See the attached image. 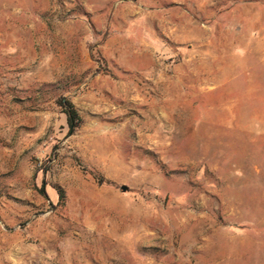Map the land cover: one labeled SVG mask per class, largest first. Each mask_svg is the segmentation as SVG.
<instances>
[{"label": "rangeland", "instance_id": "374dc122", "mask_svg": "<svg viewBox=\"0 0 264 264\" xmlns=\"http://www.w3.org/2000/svg\"><path fill=\"white\" fill-rule=\"evenodd\" d=\"M0 264H264V0H0Z\"/></svg>", "mask_w": 264, "mask_h": 264}, {"label": "trees", "instance_id": "16d2710c", "mask_svg": "<svg viewBox=\"0 0 264 264\" xmlns=\"http://www.w3.org/2000/svg\"><path fill=\"white\" fill-rule=\"evenodd\" d=\"M57 104L63 108L64 113L67 117V123L69 128L74 131L77 128H79L82 119L81 116L76 108V106L69 101L68 99H66L65 97H61L60 99H58Z\"/></svg>", "mask_w": 264, "mask_h": 264}, {"label": "water", "instance_id": "95a60500", "mask_svg": "<svg viewBox=\"0 0 264 264\" xmlns=\"http://www.w3.org/2000/svg\"><path fill=\"white\" fill-rule=\"evenodd\" d=\"M122 190H123V191H126V190H127V187H125V186L122 187Z\"/></svg>", "mask_w": 264, "mask_h": 264}]
</instances>
